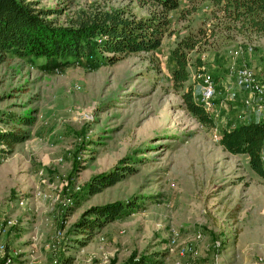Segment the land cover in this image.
I'll use <instances>...</instances> for the list:
<instances>
[{"label":"rangeland","instance_id":"rangeland-1","mask_svg":"<svg viewBox=\"0 0 264 264\" xmlns=\"http://www.w3.org/2000/svg\"><path fill=\"white\" fill-rule=\"evenodd\" d=\"M40 5L63 7L61 23L81 9L121 7L142 16L156 7L142 0ZM168 17L170 28L158 48L131 52L113 64L92 67L80 58L56 70L42 64L44 56H9L0 64V131L29 132L13 150L0 148V245L12 264H128L131 255L147 257L146 264H264V178L247 153L220 144L215 133L221 115L209 127L187 108L183 91L191 84L197 97L202 74L191 65L190 78L175 86L169 56L185 34L207 32L191 61L201 56V68L217 77L212 68H220L218 56L247 46L242 38L248 35L236 32L213 0H181ZM231 33L242 37L235 45L225 42ZM259 41H250L254 51L264 47ZM226 108L235 120L238 106L230 101ZM26 116L31 124L23 122ZM121 159L132 172L88 192L87 181ZM132 199L138 207L86 244L79 241L83 234L73 224L84 210ZM173 230L190 251L171 246ZM28 243L30 250H22Z\"/></svg>","mask_w":264,"mask_h":264},{"label":"trees","instance_id":"trees-1","mask_svg":"<svg viewBox=\"0 0 264 264\" xmlns=\"http://www.w3.org/2000/svg\"><path fill=\"white\" fill-rule=\"evenodd\" d=\"M153 2L156 7L148 15L118 7L81 9L77 17L61 23L58 15L61 6L40 5L41 0H0V64L9 56L45 57L44 66L61 70L70 61L85 58L92 67L113 64L126 54L150 51L158 48L170 28L168 13L179 7L181 0H142ZM219 9L231 18L233 29L241 34L257 33L264 36V0H213ZM190 32L177 40L170 50L171 69L175 86H181L190 78V66L202 72L205 65L201 56L191 61V51L199 49L203 31ZM231 34L227 35L230 36ZM187 108L206 126H214L216 118L197 100L191 84L183 91ZM23 122L32 123L31 117ZM25 129L0 131L1 151L13 150L16 143L28 138ZM224 149L232 153H247L251 167L264 178V121L250 120L238 125L221 128L219 138ZM8 146V149L5 148ZM121 159L113 168L93 175L86 188L96 193L115 184L132 172V165ZM74 169H79L74 165ZM137 200H115L92 205L81 214L73 226L83 234L79 241L88 239L103 226L138 207ZM128 264H146L147 257L134 259ZM3 259H1L2 264ZM70 263L71 259H66Z\"/></svg>","mask_w":264,"mask_h":264},{"label":"built area","instance_id":"built-area-1","mask_svg":"<svg viewBox=\"0 0 264 264\" xmlns=\"http://www.w3.org/2000/svg\"><path fill=\"white\" fill-rule=\"evenodd\" d=\"M234 54L238 55L239 49H236ZM201 74L202 82L197 100L213 116L219 115L222 107L227 106L231 101V104L236 106L241 104V107H245L237 113L236 117L238 120H247V109H250L257 114L258 121H264V71L258 70L257 67L250 64L246 59H242L238 64L234 63L229 69V83L223 92L218 89V79L210 72L204 70ZM218 93L220 97L217 101ZM231 124L236 125V121L233 119ZM215 136L219 138L217 132ZM262 159L264 163V150L262 152ZM201 236L202 234L199 232L197 237L200 238ZM177 239L178 233L176 230H173L170 236L171 246H178L181 254L191 250V247L179 245ZM1 247L4 251L5 247L3 244ZM261 261L264 262L263 257H261ZM2 264H12L11 257L5 254V251ZM172 264L178 263L174 262Z\"/></svg>","mask_w":264,"mask_h":264},{"label":"crops","instance_id":"crops-1","mask_svg":"<svg viewBox=\"0 0 264 264\" xmlns=\"http://www.w3.org/2000/svg\"><path fill=\"white\" fill-rule=\"evenodd\" d=\"M258 36L260 37V41L261 42H264V36L259 35L257 33H253V32L248 34L247 39L246 38H242L238 33H235V34L234 33H231V35L228 36V38L225 40V42L228 41L227 42L228 45L230 43L232 44V42H233L232 45H235L234 44L235 41H238L239 38H242L243 40H246L247 41V46H243L242 45V47L237 48V49H239V54L238 55L234 54V52L232 53L231 50L229 49V52L231 54H229V55L226 54L225 55V54H222L221 53L218 56L219 64L217 66H219L220 68L217 69V68L214 67V69L212 68V70L216 74H218V76L216 78L218 79V83H219L218 89L221 92L224 91V89L226 88V86L229 83V67L228 66L231 67L234 63H237L238 64L242 59H246L252 65L254 64V66L257 67L258 70L264 71V47H263V45L260 46V44H259L260 41H259L258 42L259 49L256 50V51H254L255 50V48H254L255 47V44L252 43V42H250L251 40H253L255 37H258ZM234 39H236V40H234ZM252 46H254V47H252ZM255 52H258V53H255ZM255 60H257V61H255ZM226 61H227V64H225ZM219 97H220V94L218 93V97L216 98L217 101H218ZM226 107L227 106L222 107V110H221L222 114H221V112L219 114V115H221L220 118L223 119V121H222L223 122L222 123V127L231 125V123L233 121V119L232 120L230 119V117L228 115V112H227V110H229V108H226ZM244 108L245 107H241V104L238 105V109H236V111L234 113V117H235V120L234 121H237L238 120L237 117H236V115L239 112V110H242ZM250 120H258V117H257V114L254 111H252L250 109H247V120H245V121H250ZM245 121H241L240 123L245 122ZM2 241H3V237L1 236L0 237V243H2ZM29 245H32V243H28L26 245L27 247H25L26 249H22V250H26V251L27 250H30V249H28V246ZM3 254H4V251L2 249H0V260H1L2 256H3ZM16 258H18V260H19L22 257H16Z\"/></svg>","mask_w":264,"mask_h":264}]
</instances>
